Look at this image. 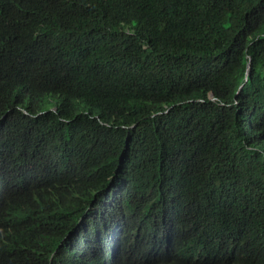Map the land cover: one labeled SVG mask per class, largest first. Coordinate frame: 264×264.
Instances as JSON below:
<instances>
[{"label":"trees","instance_id":"16d2710c","mask_svg":"<svg viewBox=\"0 0 264 264\" xmlns=\"http://www.w3.org/2000/svg\"><path fill=\"white\" fill-rule=\"evenodd\" d=\"M0 264H264V0H0Z\"/></svg>","mask_w":264,"mask_h":264}]
</instances>
